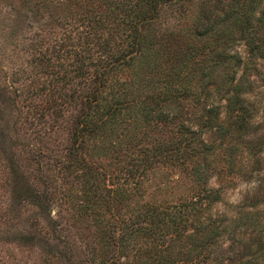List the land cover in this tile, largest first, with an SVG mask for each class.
Segmentation results:
<instances>
[{"label":"trees","instance_id":"trees-1","mask_svg":"<svg viewBox=\"0 0 264 264\" xmlns=\"http://www.w3.org/2000/svg\"><path fill=\"white\" fill-rule=\"evenodd\" d=\"M90 1H86L85 14H80L81 17H74L70 11H61L51 17V23L59 25L62 31L55 34L53 27H46L44 32L52 33L54 39L46 45L41 40L28 41L25 44L28 67L14 69L9 81L13 94L11 103L21 108L26 106V114L40 126L57 119L65 106L72 108L70 142L58 167L61 201L73 200L72 191L75 190L82 197L79 208L103 203L107 210H112L115 196H126L141 186L144 170L152 159L181 165L188 158H196L195 165L185 171L198 187L177 196L164 197L162 193L169 190L165 185L157 186L158 193L153 194L151 202L139 203L132 216L120 217L117 211L112 212V218L103 222L104 227H98L103 240L118 241L117 253L128 257L121 264H225L227 259L231 264H264V216L245 202L244 205H229L230 211L214 212V205L220 201L219 191L206 185L209 176L222 166L228 172L245 174L250 159L258 152L248 140L258 125L254 118L258 107L250 79H245L244 74L236 75L241 58L229 52L234 40L220 45V52L216 51L232 60L231 67L235 68L222 80L203 90H193L188 80L193 66L179 61V55L174 53V59H168L174 65L171 67L173 73L163 77L158 92L151 94V99L161 95L173 101L177 96L192 95L199 104L198 121L179 123L183 145L179 141L173 146L167 142L141 147L140 157L133 160L127 172L132 180L118 184L100 181L81 153L83 139H115L108 140V146L116 152L122 151L119 139H124L120 135L124 119H134L132 114L138 112L137 108L141 109L144 121L152 116L151 109L143 103L149 94L134 101L127 99L124 93H110L109 74L118 66L136 65L138 71L144 68L147 74L157 70L162 73L164 62L157 63V57L160 52L163 54L164 46L188 38L191 42L205 43L201 48L207 46L206 50H213L211 45L228 38L223 35L227 23V27L243 23L249 56L263 59L264 0H203L190 31L171 30L165 37L155 26L157 17L164 7L177 9L187 0ZM89 6L99 8L100 12L88 14L86 7ZM259 30L262 31L259 33ZM161 40L164 44L156 46ZM139 74L143 73L136 76ZM136 78L147 86V76ZM173 111L170 109L165 118L161 112L160 118L172 120ZM248 230L259 242L253 252L237 259L222 252L215 253L225 237ZM113 256L96 261L89 256L87 262L116 264Z\"/></svg>","mask_w":264,"mask_h":264},{"label":"rangeland","instance_id":"rangeland-1","mask_svg":"<svg viewBox=\"0 0 264 264\" xmlns=\"http://www.w3.org/2000/svg\"><path fill=\"white\" fill-rule=\"evenodd\" d=\"M86 1L0 0V264H93L87 262L89 256L96 261L112 254L116 264H121L128 257L117 253L118 241L103 240L98 230V227H104L103 222L112 218L111 213L117 211L120 217L132 216L139 203L151 202L153 194L158 193L157 186L165 185V189L169 190L166 194L162 193L164 197L177 196L199 186L185 171V168L190 170L195 165L196 158H188L181 165H168L162 159H152L144 170L141 186L126 196H115L112 210H107L103 203L79 208V204L83 203L82 197L75 190L72 191L73 200L61 201L58 167L70 142L72 108L65 106L57 114V119L40 126L26 114V106L21 108L11 103L13 94L9 81L14 69H25L27 66L25 44L30 40H41L44 45L52 43L53 35L49 31L44 32L46 27H53L55 34L62 30L59 25L51 23V17L61 14V11H70L74 17H81L80 14H85ZM202 1L187 0L177 9L164 7L155 22L157 30L163 31L164 37L171 30L190 31L195 26L194 17ZM87 9L88 14L100 12L96 7L89 6ZM227 26L229 23L224 25L223 35L228 38L224 42L222 38L220 44L211 45L215 49L210 51L206 50L207 46L205 50L201 48L205 43L199 40L191 42L188 38L178 44L173 42L171 46H164L163 54L160 52L157 57V63L164 62L162 73L157 70L147 74L144 68L138 71L136 65H121L109 74L110 93H124L128 95L127 99L134 101L149 94L150 97L143 99V103L151 109L152 116L144 121L141 109L137 108L138 112L132 114L134 119H124L120 132L124 139H119L122 151L116 152L108 146L107 141L115 139H83L81 153L90 163L92 174L97 175L100 181L108 183L110 180L115 184L130 182L132 178L127 176V172L133 160L140 157L141 147L167 142L173 146L179 141L183 145L179 123L198 121L199 104L192 95L177 96L173 101L161 95L151 99V94L158 92L163 77L173 73L174 65L168 59H174V53L179 55V61L193 66L188 74L193 90H203L222 80L235 69L231 67L232 60L219 53L221 46L232 39L234 42L229 52L241 58L236 75L244 74L245 79H250L258 107L254 114L258 125L252 138L248 139L258 152L250 159L251 164L245 169V174L228 172L222 166L209 176L206 185L219 191L220 201L214 205V212L230 211L232 208L228 209L229 205H244L245 202V205L253 206L261 217L264 216V58L249 56L243 23L235 27ZM158 42L156 46L164 44L162 40ZM175 48L179 51H174ZM216 51H219L218 54ZM140 72L143 74L139 76L148 77L147 86L136 78ZM170 109L175 112L173 119L162 120L160 113L164 112L165 118ZM258 244L256 235L250 230L245 233L240 231L225 237L220 246L222 250L216 248L215 253L222 252L237 259L253 252ZM225 264H231V260L227 259Z\"/></svg>","mask_w":264,"mask_h":264}]
</instances>
